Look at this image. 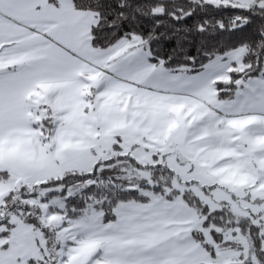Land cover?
<instances>
[{
  "label": "crops",
  "instance_id": "crops-1",
  "mask_svg": "<svg viewBox=\"0 0 264 264\" xmlns=\"http://www.w3.org/2000/svg\"><path fill=\"white\" fill-rule=\"evenodd\" d=\"M34 2L40 5L39 11H33L29 5L16 19L54 38L56 43L48 44L47 49L54 58L55 68L21 93H5L0 97V128L5 129L0 135V171L8 173V178H0V183L16 177L35 182L66 170L89 171L95 162L116 153L128 154L140 163L165 164L176 173V183L191 181L201 192L204 189L200 185H212L210 192L226 188L220 183L225 173L236 175L251 168L254 174L255 165L245 156V145L230 141L234 129L228 127V121L240 118L261 123L258 132L262 135L256 146H262L264 108L252 110L254 102H250L251 98L241 88L230 99H218L213 87L215 80H227V72L233 68L229 61H239L244 53L242 47L232 50L223 64L216 61L218 68L209 63L192 72L185 66L161 69L145 64L129 74L117 69L134 57L147 55L146 51L142 52L139 36L106 48H95L91 43V27L97 19L95 12L74 8L72 0H59V7L47 0ZM0 33L10 39L27 33L25 41L43 40V35L28 32L27 27L18 24H0ZM39 59L33 50L0 61V68ZM260 83L264 86V82ZM27 97L33 103L43 99L58 106L55 121L59 125L46 143L40 139L44 133L39 134L28 126ZM86 99L103 105L93 114L94 119ZM104 145L107 150H103ZM117 208L162 217L174 230L170 235L186 234L198 222L194 209L175 196L154 197L147 202L123 201L114 211ZM92 211L71 220L80 222L75 226L78 239L92 249L91 253L95 252L93 255L101 248L113 251L124 247L128 242L114 236L95 232L81 235L85 229H96L99 225L101 213L94 210L93 216ZM163 238L158 233L151 234L147 244L152 246ZM182 260V254H177L168 264H182ZM95 263L117 264V261ZM211 263L201 253L198 264Z\"/></svg>",
  "mask_w": 264,
  "mask_h": 264
},
{
  "label": "snow or ice",
  "instance_id": "snow-or-ice-1",
  "mask_svg": "<svg viewBox=\"0 0 264 264\" xmlns=\"http://www.w3.org/2000/svg\"><path fill=\"white\" fill-rule=\"evenodd\" d=\"M47 2L55 7L60 6L59 0ZM72 2L78 10L96 12L97 19L91 33L93 42L99 39L97 31L110 34V45L130 39L132 36H139L144 41L141 48L147 55L134 57L117 69L129 74L145 64L156 65L161 69L169 67L178 69L185 66L196 70L212 63L218 68L219 65L215 62L223 64L228 60V54L239 45L259 46V52L252 58L255 60L254 64L244 72H233L229 75L233 78L230 87L241 88L244 94L251 98L250 102H254L252 110L264 108V86L260 83L264 82V56L261 55L264 54V0H254L251 4L245 0H240L239 3H234L233 0H183L178 5L177 0H144L145 4L152 5L150 8H142L141 0H72ZM155 4H160L163 11L156 10ZM169 4L174 6L168 7ZM29 5L33 11L40 10V5L34 0H0V24H18L27 27L28 32L43 35L41 41H25L27 33L15 39L0 33V61L33 50L40 56L35 62L10 64L0 68V97L5 93H21L35 80L51 74L55 68L54 58L47 49L48 44L56 43L54 38L46 32L41 33L30 24L23 25L16 19ZM224 13L229 15L225 16ZM138 18L154 23H149V26L144 28L139 25ZM130 23L141 27L142 30L128 28L126 25ZM233 38L238 43L233 44ZM245 63L248 61L245 60ZM229 66L234 67L235 61H229ZM235 81H240V84L236 85ZM41 109H46L44 117L36 123L29 121L28 126L38 128L44 133L40 139L42 143H46L55 135L59 121L53 120L52 110L47 104L27 108L37 116L40 115ZM4 131L5 129L0 128V135ZM105 171L107 170H101L97 174L94 168L92 173L76 176L77 179L94 181L83 191L91 193L95 190L99 194V203L90 206L103 212L97 228L85 229L81 235L95 232L97 235L114 236L128 243L113 251L99 249L89 260V264H95L97 260H115L117 264H168L169 259L177 254H182V264H198L201 253L206 254L208 260L216 261L218 259L216 246L231 252L229 246L232 241L225 240V234L215 228L208 231L207 235L212 239V243H208L204 232L198 228H191L186 234L170 235L169 233L174 230L164 223L162 217L153 216L150 212L121 211L119 208L114 211L117 201L122 200L129 192L135 195V190L117 189L114 183L105 184ZM6 175V170L0 171V176ZM141 199L146 201L148 197L141 196ZM204 208L206 209L207 205ZM214 215L215 212L209 214L200 228H207L210 221L215 224L216 221L212 219ZM253 227L260 233L258 225ZM154 233L165 238L148 246L147 240ZM4 235L5 232H0V237ZM260 239H264V233L260 234ZM258 243L254 242L252 248H257ZM249 251L251 252V249ZM261 256H264V250L258 252L257 259ZM62 260L63 257L61 262ZM235 260L249 264L242 256L236 257ZM261 264H264V261H261Z\"/></svg>",
  "mask_w": 264,
  "mask_h": 264
},
{
  "label": "rangeland",
  "instance_id": "rangeland-1",
  "mask_svg": "<svg viewBox=\"0 0 264 264\" xmlns=\"http://www.w3.org/2000/svg\"><path fill=\"white\" fill-rule=\"evenodd\" d=\"M233 2L239 3L240 0H233ZM245 2L251 4L254 2V0H245ZM156 10L161 11V8L157 7ZM241 68L242 66L239 63H237V66L233 67V69L236 70ZM225 79H228V76H226ZM26 103V109L29 106L35 107L42 103L47 104L52 110V117L55 121V116L58 114L57 105H53L48 101L44 102L43 99L39 103H33V101L30 100V97H27ZM86 103V106L89 108L88 111L91 114L92 119H94L93 114H96L97 109L103 105L97 104L94 99L93 101L86 99ZM45 112L46 109H41L40 115L37 116L34 115L33 112L27 110L28 122H39V120L44 117ZM252 120L253 119L240 118L230 119L228 121V127L234 129V132H232L229 136L230 141L233 142V144L238 142V144L242 143L245 145V156L249 157L250 164L253 166L255 165L254 167L256 172L254 171V174L251 168L246 169L247 174L238 173L236 175H229L225 173L223 174V178L220 180V183L227 186L226 188H215L212 192H210L209 189L211 190L212 185H200L199 187L206 191L205 192L202 189L205 192L204 193L203 191H199L197 187L191 185V181H179L176 183L177 177L175 175L176 173H174V179L171 182V187L166 188L165 191H169L171 188L178 190L179 192L175 193L174 196L184 200L185 202H188V200L187 197H184L183 191H189L194 194V196H196L202 204L207 205L209 211L226 208L236 215V221H239L241 218L250 217V220L253 224L259 225L260 233H262L264 231V145L258 147L256 146L257 140H259V137L262 135V133L258 132V130L261 129V123ZM34 129L39 134L42 133L38 128ZM233 144L231 145L232 150L235 148ZM103 150H107V146L104 145ZM148 162L146 163L145 161H142L141 164L148 165L156 163L154 161ZM180 172L182 173L183 169H180ZM136 173L141 178L146 179V182H151V173L148 168L138 169ZM58 176L56 175L55 177ZM49 178L52 177H41L35 182H31L28 179H21L19 177L13 179L10 178L7 182L0 183V200L3 194L5 195V193L14 187L17 188L23 184L26 186H32L44 182ZM60 187L61 186H57L56 188L60 189ZM71 187H69L68 190L70 194L72 193ZM247 187L249 189H247ZM140 189L143 192L149 194L146 189ZM46 190L47 189L38 191L40 194H44ZM39 197L40 195H38V198ZM32 202L40 205L42 209V219L44 222L55 224L56 222H61L63 220L62 213L51 212L48 210V206H57L62 208L64 204V199L62 196H54L48 201H39L36 198L32 199ZM191 207L196 212L198 219L196 228L204 232L208 243H212L211 237L207 235L209 229L212 228L223 232L225 234V240H230L235 243V246L230 247L231 252H229L228 249H222L220 246H216L218 259L216 261H212L211 264H234V262L235 264H242V262L235 260V258L239 256H242L244 260L252 261L254 264H258L255 251L251 246L250 239L245 233L241 231L239 226L225 227L224 225L218 223L213 224L210 221L207 228H200V225L207 218V216L206 214L201 213L197 206ZM92 210L94 211L95 209L87 211ZM93 211L91 212V215L94 216L96 214ZM9 218L13 226L8 235L0 237V264H53V262H55V264H89V260L95 253H91L92 249L89 248L87 244L78 239V230L75 228V226H78L80 222L76 223L69 221L66 226L55 230V236L58 240V243L60 244V247L53 250L52 248H46L45 239L39 228L24 222L19 214H11ZM83 220L84 219H81V221ZM5 229V224L0 223V232ZM67 241H71L72 244H70V242L68 243ZM260 248L264 250V239L260 240ZM249 249H251V252ZM61 257H63L62 262Z\"/></svg>",
  "mask_w": 264,
  "mask_h": 264
},
{
  "label": "trees",
  "instance_id": "trees-1",
  "mask_svg": "<svg viewBox=\"0 0 264 264\" xmlns=\"http://www.w3.org/2000/svg\"><path fill=\"white\" fill-rule=\"evenodd\" d=\"M183 0H177V5L182 3ZM73 3V2H72ZM74 8L77 7L73 4ZM140 6L142 8H150L151 4H145L144 0H141ZM174 5L169 4L168 7H173ZM160 7L161 11H163V7L160 4H155V8ZM91 11V10H89ZM95 12V11H93ZM96 13V12H95ZM170 14V13H169ZM223 15L227 16L228 13H224ZM138 23L142 27L146 28L149 26V23H154V21L146 22L143 19L138 18ZM128 28H131L135 31H141V27H136L134 24L126 25ZM92 33V27H91ZM96 35L99 37L95 42H93V37L91 34V43L95 48H106L110 46L109 39L110 34L101 33L97 31ZM225 38L227 39V33H225ZM144 43V41H142ZM233 44L238 43L234 38L232 40ZM112 45V44H111ZM242 47L244 49V53L239 59L238 62H235V66L239 63L242 68L239 70L231 68L227 72L228 79L224 81V79H217L213 82L215 97L218 99H230L232 98L239 87H230L233 82V78L229 75L233 72H244L246 68H248L251 64L255 63V60L252 58L257 55L259 52V46L253 45L252 47H248L247 45H239L237 48ZM264 56V54H261ZM245 60L248 63H245ZM234 66V67H235ZM168 69H173V67H169ZM192 72L199 71L200 69L193 70L190 68ZM236 85L240 84V81H235ZM96 169V173L99 174L101 170L105 171V184L114 183L117 189H134L135 195L132 192H129L124 196L122 200H118L116 205L123 201H142L147 202L152 198L156 197H170L167 199H171L174 197L175 193L179 191L171 188L169 191H165L166 188L171 187V182L174 179V172L168 166L162 163H154L149 165H144L138 162L135 158L128 154H116L110 158L100 160L94 163L93 167L90 171H71L66 170L63 171L62 174L58 177H52L47 179L44 182L39 184H35L32 186L21 185L19 187H14L9 190L0 200V223H4L6 229L2 232H5L6 235L9 234L13 224L10 222L11 214H19L21 219L37 227L41 230L43 237L45 239L46 248H52L55 250L60 247L58 240L55 236V230L65 226L69 221L74 218L80 217L87 210L93 209L91 208V204L99 203V194L93 190L91 193L87 191H83L89 183H94L93 180L88 179H77L76 176H80L85 173H92L93 169ZM148 168L151 173V182H146V179L141 178L136 171L138 169ZM67 177V179H65ZM111 179H108V178ZM0 178L6 179L8 178V173L6 176H0ZM57 186H61L60 189H57ZM72 186V187H71ZM69 187L72 188V193L68 192ZM140 188L146 189L149 194L143 192ZM46 190L44 194H40L38 190ZM154 194V195H153ZM157 194V195H155ZM38 195L40 197L38 198ZM62 196L64 199L63 207L57 206H48V210L51 212H60L63 214V220L61 222H56L55 224L50 222H44L42 219V209L40 205L33 203L32 199H38L39 201H48L54 196ZM183 195L188 202L186 203L190 206H197L201 213L206 214L208 219L209 214L215 212V215L212 217L216 221V223L228 226H239L241 231L245 233L251 242V246L254 242L258 241L257 248H253L256 254L260 250V234L257 233L254 225L250 220V217H245L239 219V221L235 220L236 215L233 212L227 210L226 208H221L213 211H209L208 208H204V204H202L199 199L194 196L189 191H183ZM141 196L148 197V199L142 200ZM115 208V207H114ZM113 208V210H114ZM96 211L103 215L102 211L95 209ZM259 226V225H258ZM264 233V231L262 232ZM235 246V243L229 246ZM258 264H261V261H264V256H261L257 259ZM249 264H254L252 261H249Z\"/></svg>",
  "mask_w": 264,
  "mask_h": 264
}]
</instances>
